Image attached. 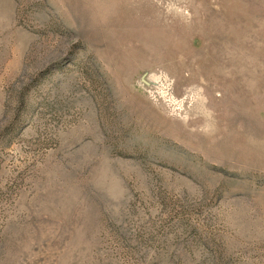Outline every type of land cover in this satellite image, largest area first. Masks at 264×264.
I'll return each mask as SVG.
<instances>
[{"label":"rangeland","instance_id":"374dc122","mask_svg":"<svg viewBox=\"0 0 264 264\" xmlns=\"http://www.w3.org/2000/svg\"><path fill=\"white\" fill-rule=\"evenodd\" d=\"M0 264H264V0H0Z\"/></svg>","mask_w":264,"mask_h":264}]
</instances>
